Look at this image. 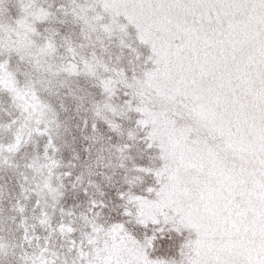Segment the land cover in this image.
I'll return each instance as SVG.
<instances>
[{"label":"snow or ice","instance_id":"6c2138e0","mask_svg":"<svg viewBox=\"0 0 264 264\" xmlns=\"http://www.w3.org/2000/svg\"><path fill=\"white\" fill-rule=\"evenodd\" d=\"M0 264H264V0H0Z\"/></svg>","mask_w":264,"mask_h":264},{"label":"rangeland","instance_id":"374dc122","mask_svg":"<svg viewBox=\"0 0 264 264\" xmlns=\"http://www.w3.org/2000/svg\"><path fill=\"white\" fill-rule=\"evenodd\" d=\"M73 201H71V199L69 200V203H72Z\"/></svg>","mask_w":264,"mask_h":264}]
</instances>
